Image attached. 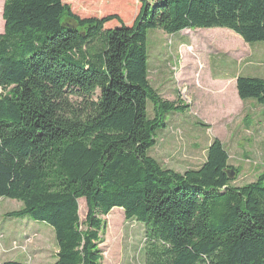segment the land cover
I'll return each instance as SVG.
<instances>
[{
    "label": "trees",
    "instance_id": "1",
    "mask_svg": "<svg viewBox=\"0 0 264 264\" xmlns=\"http://www.w3.org/2000/svg\"><path fill=\"white\" fill-rule=\"evenodd\" d=\"M140 4L128 25L116 13L80 18L63 0L5 1L0 198L22 203L7 217L52 227L54 264H101L104 218L116 208L144 226L145 264H264V172L235 186L239 172L218 139L184 173L150 156L165 118L187 106L151 86L146 47L156 29H225L264 43V0ZM237 92L264 108V79L239 76ZM117 252L108 253L115 264Z\"/></svg>",
    "mask_w": 264,
    "mask_h": 264
},
{
    "label": "rangeland",
    "instance_id": "2",
    "mask_svg": "<svg viewBox=\"0 0 264 264\" xmlns=\"http://www.w3.org/2000/svg\"><path fill=\"white\" fill-rule=\"evenodd\" d=\"M5 1L0 0V34L4 32ZM140 1L63 0V3L80 18L116 13L124 24L132 25L140 11ZM115 22L107 27L115 28ZM189 31L166 35L156 29L147 33L151 86L164 100L187 106L165 118V127L156 131V146L149 154L165 168L184 173L200 168L211 143L218 139L230 156V165L239 172L234 185L255 182L264 172V108L253 100L241 101L233 91V82L240 74L264 79V43L239 42L233 38L236 34L225 29ZM249 48L263 59L256 58L254 66H248L252 59L247 60L244 54H248ZM148 112L153 115L150 102ZM21 208L18 201L0 198V251H7L6 256L0 257V263L54 264L58 246L53 228L30 218L7 217ZM79 208L81 221H85V200L79 201ZM109 216L104 218L101 264H115L108 256L114 249H120L116 264H145L144 226L126 220L118 208Z\"/></svg>",
    "mask_w": 264,
    "mask_h": 264
},
{
    "label": "crops",
    "instance_id": "3",
    "mask_svg": "<svg viewBox=\"0 0 264 264\" xmlns=\"http://www.w3.org/2000/svg\"><path fill=\"white\" fill-rule=\"evenodd\" d=\"M3 23V22H2ZM231 32V31H230ZM233 38L236 40V39H238L239 40V42H244L239 36H233ZM245 43V42H244ZM246 44V43H245ZM257 52L259 53V50H257ZM245 54V56L247 57L246 59L247 60H251L250 61V63L248 64V66H254L255 65V60H256V58H258V59H261V60H263L262 58H259L258 56H256V55H254V53L251 51V49L249 48L248 49V54H246V53H244ZM251 58V59H250ZM251 71V70H250ZM241 75V74H240ZM240 75H238L235 79L236 80H234V82H233V91L235 92V94L238 96V92H237V78L240 76ZM241 76H244V74L243 75H241ZM245 77H250V78H259V77H255V76H250V75H247V76H245ZM261 79H263V78H261ZM246 102V101H245ZM6 253H7V251L5 250V251H0V257H4V256H6ZM4 262H6V261H4ZM4 262H2V263H0V264H3Z\"/></svg>",
    "mask_w": 264,
    "mask_h": 264
},
{
    "label": "water",
    "instance_id": "4",
    "mask_svg": "<svg viewBox=\"0 0 264 264\" xmlns=\"http://www.w3.org/2000/svg\"><path fill=\"white\" fill-rule=\"evenodd\" d=\"M229 173H230V174H229V175H230V176H229V177H230V179H232V180H233V179L235 178V176H236V173H235V171H234V170H230V172H229Z\"/></svg>",
    "mask_w": 264,
    "mask_h": 264
}]
</instances>
